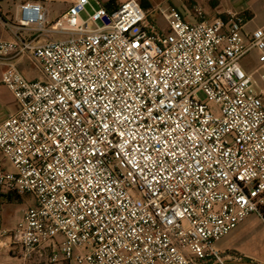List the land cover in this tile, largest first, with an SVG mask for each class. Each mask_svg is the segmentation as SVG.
Instances as JSON below:
<instances>
[{"label":"built area","instance_id":"obj_1","mask_svg":"<svg viewBox=\"0 0 264 264\" xmlns=\"http://www.w3.org/2000/svg\"><path fill=\"white\" fill-rule=\"evenodd\" d=\"M193 9H159L162 26L139 0H72L52 22L18 4L0 41L20 106L0 125V192L33 201L12 233L27 259L229 264L218 243L263 217L264 25ZM24 56L43 80L12 64Z\"/></svg>","mask_w":264,"mask_h":264},{"label":"crops","instance_id":"obj_2","mask_svg":"<svg viewBox=\"0 0 264 264\" xmlns=\"http://www.w3.org/2000/svg\"><path fill=\"white\" fill-rule=\"evenodd\" d=\"M23 1L43 3L49 10V19L51 22L55 19L53 18L54 15H56L57 19L72 3V0H0V41H9L13 39V28L6 24H14L15 18L13 16V10L14 8L17 9L18 4ZM102 1L108 4L111 0ZM171 1L179 6H176V8L185 13H188L192 5L194 7L199 4L206 10V16L209 19H214L216 17L228 18L230 14L245 15L247 19L246 28L250 31L264 25V0ZM146 2L151 5L150 0H146ZM251 24H254L255 28L250 29L249 26ZM51 36L50 38H52ZM246 60L244 65L248 70H252L257 64L254 57L253 61L251 58H247ZM12 64L17 65L22 74L30 81H41L44 79L42 71L30 57H20L12 61ZM7 69L8 64L0 63V125L10 115L15 114L20 109L19 103L13 93L2 82L3 74ZM38 71H40L41 74H39ZM0 168L12 170L9 163L3 159L1 153ZM32 206L33 201L29 203V201L25 200V197L4 195L0 192V264H47L44 258L45 256L33 255L30 259H27L22 248L16 244L12 236V233L23 221L25 213Z\"/></svg>","mask_w":264,"mask_h":264},{"label":"rangeland","instance_id":"obj_3","mask_svg":"<svg viewBox=\"0 0 264 264\" xmlns=\"http://www.w3.org/2000/svg\"><path fill=\"white\" fill-rule=\"evenodd\" d=\"M107 1V0H106ZM110 1V0H109ZM123 2L125 0H118ZM144 8H147L151 12L152 18L164 26V22L159 13V9L167 10L172 7H176L171 0H150L151 5H149L146 0H139ZM205 10L201 5H195ZM179 7V6H178ZM65 9V8H64ZM59 10V9H56ZM189 12L193 15L194 9L193 5L190 7ZM206 13V10L204 11ZM17 15V9L14 8L13 16ZM56 19V15L53 16ZM83 19H87L88 15L83 13ZM54 19V20H55ZM53 20V21H54ZM250 29L255 28L254 24L249 26ZM250 58V57H249ZM247 60H244V62ZM39 74L40 71H38ZM25 200L32 203V200L28 196H24ZM219 249L224 253V256L229 259V261H254L259 264H264V218L260 217L258 214H252L246 218L235 230H233L229 235L223 238L218 243ZM53 253L51 251L47 252L44 257L47 264H50V257Z\"/></svg>","mask_w":264,"mask_h":264},{"label":"water","instance_id":"obj_4","mask_svg":"<svg viewBox=\"0 0 264 264\" xmlns=\"http://www.w3.org/2000/svg\"><path fill=\"white\" fill-rule=\"evenodd\" d=\"M229 264H259L257 262L254 261H229Z\"/></svg>","mask_w":264,"mask_h":264},{"label":"trees","instance_id":"obj_5","mask_svg":"<svg viewBox=\"0 0 264 264\" xmlns=\"http://www.w3.org/2000/svg\"><path fill=\"white\" fill-rule=\"evenodd\" d=\"M116 0H111L108 4H107V7L108 8H111L112 4L115 3ZM147 9V8H146ZM244 17H246L245 15H243ZM262 215H263V218H264V205L262 206Z\"/></svg>","mask_w":264,"mask_h":264}]
</instances>
